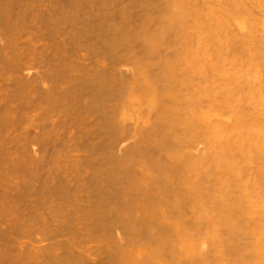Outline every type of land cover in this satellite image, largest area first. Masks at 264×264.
I'll use <instances>...</instances> for the list:
<instances>
[{
  "label": "rangeland",
  "instance_id": "obj_1",
  "mask_svg": "<svg viewBox=\"0 0 264 264\" xmlns=\"http://www.w3.org/2000/svg\"><path fill=\"white\" fill-rule=\"evenodd\" d=\"M0 13L6 17V21H11L10 24L0 23V42L6 45L0 52V118H2L0 119V137L5 138V148L8 146L11 148V144V149H15L16 145H20L21 148L25 144L30 145V149H32V141L39 140L38 148L40 150L37 160L46 159L47 167L53 170L56 175L72 179L71 184L75 186L70 191L59 194L61 196L59 201L69 204H49L52 208L48 210V216L53 217L56 223L49 227L42 225L41 230L52 231L53 236L36 242L43 264H81L78 263L77 257L83 255V259L86 258L84 264H105L113 260L111 259L112 255L109 257L111 260H107L109 252L116 250L120 257V259L118 258L119 262L117 258H114L116 263L111 262L110 264H193V262L194 264H220L221 261V264H264V143L262 142L264 141V133H262L264 131V0H0ZM194 15L197 16L194 17ZM192 22L193 24H191ZM196 22L197 24H195ZM178 23H180L179 25L183 24L179 26ZM129 25L131 26L130 30ZM158 28L160 31L157 30ZM163 28H167L164 31H172L164 32ZM176 28L179 30L176 31ZM186 29L188 32L190 31L189 35ZM133 31L134 35L136 32H141V35L144 36L133 42V34L131 36ZM184 31H186L185 36ZM120 35L123 38L120 39L118 55L114 56L111 48L115 46L114 38L116 36L120 38ZM149 35L154 37L151 38ZM170 35L173 37L169 39ZM163 36L165 40L167 39L166 42ZM170 40L175 43V46L172 43L169 44ZM139 42L141 43L139 44ZM162 42L167 45L163 46L165 43ZM178 43H181L182 46H178ZM178 48L181 49L179 52ZM176 55H178V59ZM132 56L133 58L130 59ZM171 56L175 61H171ZM180 56L182 58L186 56L190 65L193 66L190 69L194 72H191L190 76L178 72L181 65L185 66V62L182 63ZM147 57H149V63L146 61ZM168 57L170 59H167ZM127 60L130 65L133 63L132 67H125L129 64ZM164 60L167 64L164 63ZM157 65L161 66L160 69ZM136 67L140 70L135 79L136 85L131 87L126 96H122L120 92L126 90L135 73L129 69ZM147 69L150 70V73L147 72ZM170 69L179 76L172 81L175 83L173 86L172 82L165 83L167 77L163 74L166 73H162ZM189 78L193 79L189 80ZM158 82L160 84L157 85ZM179 83L180 85L182 83L183 86L180 87ZM153 84L155 87L152 86ZM184 85L186 86L184 87ZM103 86H107L111 90L107 105L110 112L113 113L115 121L125 123L129 127V131L138 120L137 125L139 122L145 124L143 128L146 125L154 124L151 115L155 116L154 113L157 109H163L164 106L171 107L170 109L177 112L178 105L181 104L179 108L183 109H181L182 112L181 110L179 112L184 113L185 111L188 115L191 99L195 96L199 99L197 100V113H200L197 134L198 168H201L195 172L196 176L191 174V171L189 172L198 186V197L202 199H198L196 215L189 204L185 206V210H177L170 206V202L161 199L162 195L156 201L154 200L156 203L150 206L151 211L149 207L145 210L141 199L135 200L132 205L122 204L129 208L126 210L121 207L120 211L123 214L114 211L115 201L109 204L99 203L97 196L93 194L96 189L92 176L94 179H96L95 175L100 178L107 176L108 171L106 172V170H108L109 164L106 165L105 162L110 152L115 149L112 136L117 128L108 124L105 112L97 104L96 91ZM155 88L159 99L153 104L148 94ZM160 88L163 89L162 92L159 91ZM162 93L164 94L162 95ZM159 95L161 96L159 97ZM186 97L191 99L188 100ZM176 102L178 103L175 104L177 109L173 105ZM257 109L260 112L256 111ZM8 115L19 117L18 120L16 118L18 124H16V120L12 122L13 125L10 124L12 120L8 121L5 118ZM190 116L189 113V119ZM3 120L8 121L9 124H5L6 122ZM154 127H146L150 134L145 137L146 139H142L144 142H141L144 144L139 143V152L133 153V165L135 167L134 174H139L137 177H142V174H145L149 180L147 183L153 182V185L156 186L161 185L163 175H158V172L153 173L157 166L155 162L158 160L163 165H168L169 156L177 157L181 151L173 149L177 142L171 141L170 138L166 139L167 136L166 138L161 136V125L159 128ZM3 128L4 130H2ZM155 129L157 130L155 131ZM179 131L180 128H178ZM141 133L146 132L137 134ZM250 135L253 136L249 137ZM38 137L45 139L46 142L40 143ZM59 137L62 139L60 140ZM200 137L201 139H199ZM257 138L260 139L257 140ZM9 140H11L10 143ZM150 140L151 142H149ZM27 141L31 143L27 144ZM128 141L130 142L129 139ZM147 143V146L151 143L152 148L149 146L147 150L145 145ZM192 146H196V144ZM153 147L156 149H154L155 152H152ZM45 148L48 149L44 151ZM203 149L204 151H201ZM213 151L215 152L213 153ZM20 153L22 152H16V154ZM43 153L48 156H42ZM0 154L1 161L4 157L3 160H7V154L2 155L1 151ZM210 154L213 155L210 156ZM136 155L137 157H135ZM219 156L233 159H231L232 164L228 169L215 165L214 159ZM203 158L204 161H202ZM23 161H28L27 155H24ZM5 164L8 166L7 163ZM211 168L214 169L211 170L214 172L210 171ZM26 170L28 172L26 165L20 166L17 172H11L10 177L20 182L28 180L29 172L27 173ZM215 172L217 173L214 174ZM119 175L121 173L116 172L115 177L117 176L116 178L119 179ZM151 175L157 176L156 179L153 178L157 183L154 180L151 182ZM216 177L220 179L216 181ZM9 182L13 184L12 179ZM209 188L215 192L213 191V193ZM159 190L157 188V191ZM136 194L140 197L138 192ZM203 196L206 198L205 200ZM207 198L208 202H206ZM214 203H217V206ZM235 203L237 207L234 206ZM224 204L228 208L223 207ZM14 210L11 214L14 213ZM140 210L142 211L140 212ZM226 210L227 212H225ZM128 211L129 213H127ZM88 212L90 218L85 215ZM149 212H152L150 215L156 220L149 215ZM229 215L233 217V221ZM122 216H126V218L124 217L125 221L131 222L130 226L116 227L117 229L113 230H111L112 228L98 230L99 223L107 222L105 225L111 226L116 219L117 221L119 218L123 219ZM176 216L180 219L178 220ZM99 217L101 218L98 219ZM222 218L226 219L222 220ZM139 220L143 221L142 225ZM226 222L228 224H225ZM162 226L167 228L163 229ZM226 227L230 229L228 230ZM225 230L230 234L233 231L232 236ZM169 238L172 239L169 240ZM26 239L25 237L19 238V240ZM199 241H202L204 245ZM172 242L175 243L173 245H177H171ZM166 244L168 245L166 246ZM161 249L163 251L160 252ZM56 251L63 252L65 260L63 257L56 258L54 256Z\"/></svg>",
  "mask_w": 264,
  "mask_h": 264
},
{
  "label": "bare ground",
  "instance_id": "obj_2",
  "mask_svg": "<svg viewBox=\"0 0 264 264\" xmlns=\"http://www.w3.org/2000/svg\"><path fill=\"white\" fill-rule=\"evenodd\" d=\"M191 4V3H190ZM197 4H198V2H197ZM193 5V4H192ZM186 9H188V8H186ZM124 13V12H123ZM152 13H154V12H152ZM194 13H195V11H194ZM127 14V13H126ZM126 14H124V15H126ZM158 14V13H157ZM163 14H165V13H163ZM121 16H123V15H121ZM153 16V15H152ZM195 16H197V15H194V17ZM125 17V16H124ZM192 17V16H191ZM129 18V17H128ZM153 19H154V17H153ZM193 20H195V19H193ZM120 21H122V20H120ZM125 21V20H124ZM129 22L131 21V20H128ZM10 20H7L6 21V17L3 15V13L1 14L0 13V23L1 24H10ZM123 22V21H122ZM126 22V21H125ZM164 23H165V21H164ZM175 23V22H174ZM185 23V22H184ZM1 24H0V26H1ZM157 24V23H156ZM162 24V23H161ZM161 24H159V25H161ZM180 23H178V25H179ZM183 24V23H182ZM182 24L181 25H179V26H182ZM191 24H193V22L191 23ZM195 24H197V22L195 23ZM140 25H142V24H140ZM164 25V24H163ZM130 26V25H129ZM157 26V25H156ZM165 26V25H164ZM179 26L177 27V28H179ZM186 26V25H185ZM194 26V25H193ZM128 27V26H127ZM126 27V28H127ZM150 27V26H149ZM168 27V26H167ZM170 27V26H169ZM172 27V26H171ZM184 27V26H183ZM187 27V26H186ZM192 27V26H191ZM196 27V26H195ZM125 28V29H126ZM138 28V27H137ZM143 28V27H142ZM160 28L162 29V27L160 26ZM160 28H158L157 30H159L160 31ZM176 28V31L177 30H179V29H177ZM131 29V26H130V28H129V30ZM133 30H134V28H132ZM165 29H167V28H165ZM164 28H163V31L165 30ZM174 29V28H173ZM182 29V28H181ZM187 29H189V28H187ZM187 29H186V31H187ZM127 30V29H126ZM136 30V29H135ZM139 30H140V28H139ZM175 30V29H174ZM185 30V29H184ZM125 31V30H124ZM132 31V30H131ZM144 31H145V29H144ZM152 31V30H151ZM167 31H169V30H166V31H164V32H167ZM172 31V30H171ZM171 31H169V32H171ZM176 31H174V33H176ZM186 31H184V36H185V32ZM127 32V31H126ZM125 32V33H126ZM130 32V31H129ZM143 32V31H142ZM158 32V31H157ZM188 32V31H187ZM190 32V31H189ZM189 32L187 33L188 35H189ZM122 33V32H121ZM163 33V32H162ZM161 33V34H162ZM180 33V32H179ZM178 33V35H180ZM196 33V32H195ZM132 34H133V37H132V41L134 42V40H135V42L140 38V39H142V36H144V35H141V32H136L135 33V35H134V31L133 32H131V36H132ZM150 34V33H149ZM151 34H154V33H151ZM164 34V33H163ZM168 34H170V33H168ZM176 35V34H175ZM177 35V36H178ZM194 35V34H193ZM121 36V35H120ZM130 36V37H131ZM149 36H151V35H149ZM197 36V35H196ZM146 37L148 38V35H146ZM154 36H151V38H153ZM160 37H161V35H160ZM170 37H173V36H169V39H170ZM187 37V36H186ZM191 37V36H190ZM192 37H194V36H192ZM123 37L121 36L120 38L118 37V36H116L115 38H114V47L113 48H111V52H112V55H114V56H117L118 55V46H120V39H122ZM147 38H145V39H147ZM163 38H164V36H163ZM0 39H1V34H0ZM139 39V40H140ZM169 39H168V41H169ZM175 40H177L176 38H174ZM181 39V38H180ZM152 40H154V39H152ZM158 40V39H157ZM161 40V39H160ZM164 40H165V38H164ZM167 40V39H166ZM166 40H165V42H166ZM174 40V41H175ZM179 40V39H178ZM159 41V40H158ZM167 41V42H168ZM172 40H170V43L169 44H171L172 42H171ZM180 41V40H179ZM191 41V40H190ZM165 42H162V43H165ZM183 42H185V41H183ZM182 42V43H183ZM123 43V42H122ZM141 42H139V44H140ZM192 43V42H191ZM154 44V43H153ZM174 44V46H175V43H172V45ZM179 44V43H178ZM184 44V43H183ZM122 45V44H121ZM131 45H134V44H131ZM165 45H167V43H165V44H163V46H165ZM181 45V43L178 45V46H180ZM185 45V44H184ZM6 45H5V43H2V42H0V52L1 51H3V48L5 47ZM152 46V45H151ZM182 46V45H181ZM189 46V45H188ZM192 47V46H191ZM194 47V46H193ZM165 48H167V47H165ZM172 48V47H171ZM175 48V47H174ZM162 49H163V47H162ZM169 49V48H168ZM167 49V50H168ZM183 49V48H182ZM171 50V49H170ZM173 50V49H172ZM181 49H177V51L179 52ZM196 50V49H195ZM190 51V50H189ZM191 51H193V50H191ZM190 51V52H191ZM176 52V51H175ZM185 53L187 52L186 51V49H185V51H184ZM198 52V51H197ZM172 53H173V51H172ZM177 53V52H176ZM182 53V52H181ZM184 53V54H185ZM193 53V52H192ZM178 54V53H177ZM184 54L182 55V56H184ZM194 54V53H193ZM157 55V54H156ZM160 55H161V53H160ZM171 55V54H170ZM179 55H180V53H179ZM187 55H188V53H187ZM149 56V55H148ZM169 56V55H168ZM178 55H176V57H177ZM190 56H192V55H190ZM198 56V55H197ZM160 57H162V56H160ZM166 57V56H165ZM133 58V56L130 58V59H132ZM148 58L149 57H147L146 58V61L148 62ZM150 58H151V56H150ZM164 58V57H163ZM171 58H172V60L171 61H173L174 60V58H175V53H174V58L171 56ZM182 57L180 56V59H181ZM184 58H185V61H183L184 60ZM184 58H182V63H184L185 62V66H183V65H181L179 68V70H178V72L180 71V72H183L184 73V75L186 76V75H189L190 76V74H191V72H194V71H192V69H190V68H192L193 66H191L190 65V63L188 62L189 60H187V58H186V56L184 57ZM190 58V57H189ZM188 58V59H189ZM136 59V58H135ZM142 59V58H141ZM167 59H170L169 57L167 58ZM177 59H178V57H177ZM129 60V59H128ZM128 60H127V62H128ZM160 60H162V59H160ZM159 60V61H160ZM192 60V59H191ZM196 60H198V59H196ZM130 61V60H129ZM142 61V60H141ZM156 61V60H155ZM158 61V62H159ZM170 61V62H171ZM175 61V60H174ZM127 62H126V64H127ZM139 62V61H138ZM161 62H163V60L161 61ZM160 62V63H161ZM192 62V61H191ZM129 64L128 65H125V67L126 68H128V66L129 67H132V64L130 65V62H128ZM145 63V62H144ZM149 63V62H148ZM153 63V62H152ZM159 63V64H160ZM164 63H166V61L164 60ZM176 64H177V62H175ZM167 64V63H166ZM171 64V63H170ZM175 64V65H176ZM179 64H181L180 62H179ZM150 66H151V64H150ZM153 66H155L154 64H153ZM152 66V67H153ZM158 66V65H157ZM179 66V65H178ZM177 66V67H178ZM161 67V66H160ZM160 67L158 66V68L160 69ZM163 67V66H162ZM149 68V67H148ZM155 68H156V66H155ZM195 68V67H194ZM196 69V68H195ZM129 70H131L132 72H135L134 73V75L132 76V78H131V80L129 81V85H128V87L126 88V90L124 89V90H122L121 92H120V94L122 95V96H126L127 94H128V92H129V90H131V87H133L134 85H136V83H135V79L138 77V75H139V71L140 70H138V68L136 67V68H130ZM152 70V69H151ZM155 70V69H154ZM158 70V69H157ZM163 70V69H162ZM159 71V70H158ZM165 71V70H164ZM147 72L148 73H150V70L149 69H147ZM154 72V71H153ZM161 73V72H160ZM162 73H166L165 75L163 74V76H166L167 78V81L165 82L166 84H168V82H169V84L172 82V81H174L175 80V77H177L178 76V74L177 73H174L173 72V70H168L167 72L165 71V72H162ZM152 74V73H151ZM154 74H155V72H154ZM196 74V73H195ZM150 75V74H149ZM181 75H183V74H181ZM188 76V77H189ZM179 77V76H178ZM153 78H155V77H153ZM182 78V77H181ZM156 79H157V77H156ZM192 80L193 78H189V80ZM153 80V79H152ZM178 80H180V79H178ZM177 80V81H178ZM185 80V79H184ZM195 80V79H194ZM193 80V81H194ZM153 81H155V80H153ZM181 81H183V80H181ZM187 81V80H186ZM156 82V81H155ZM154 82V83H155ZM160 82V81H159ZM157 83V85L158 84H160V83ZM163 82V81H162ZM161 82V83H162ZM179 82V81H178ZM177 82V83H178ZM173 83V82H172ZM175 83H173L172 84V86L174 85ZM183 84H185V83H183ZM197 84V83H196ZM195 84V85H196ZM140 85H142V84H140ZM163 85H165L164 84V82H163ZM177 85V84H176ZM179 85H180V83H179ZM187 85V84H186ZM186 85H184V87L186 86ZM189 85V84H188ZM145 86V85H144ZM148 86L150 87V85L148 84ZM153 87H155V85L153 84L152 85ZM170 86V85H169ZM169 86H168V88H169ZM178 86V85H177ZM181 86H183L182 85V83H181V85H180V87ZM192 86V85H191ZM190 86V87H191ZM156 87H158V86H156ZM161 87V86H160ZM166 87H167V85H166ZM188 87V86H187ZM197 87V86H196ZM173 88V87H172ZM175 88V87H174ZM177 88H179V87H177ZM192 88V87H191ZM161 90H159V91H161L162 92V88H160ZM180 89H182V88H180ZM179 89V90H180ZM183 89H185V88H183ZM198 89V88H197ZM196 89V90H197ZM144 90V89H143ZM166 89L164 88V91H165ZM169 90V89H168ZM178 90V91H179ZM189 90V89H188ZM158 91V92H159ZM175 91V90H174ZM189 91H191V90H189ZM157 93V90H156V88L151 92V93H149L148 94V97H149V99L151 100V102L154 104V103H156V101L159 99L158 97H157V95H156V93ZM167 92V91H166ZM176 92V91H175ZM174 92V93H175ZM193 92H195V91H193ZM110 93H111V90H110V88L109 87H107V86H103L102 88H99V89H97V91H96V95L98 96V98H97V104L99 105V107L105 112V116H106V119H107V122H108V124L110 125V126H112V127H117L116 128V131H115V133L113 134V136H112V140H113V142H114V145H115V149L112 151V152H110V154H109V156L107 157V161L105 162V164L107 165V164H109V167H108V170H106V172L108 171V173H107V176L106 177H98V176H96L95 175V177H96V179H94V177L92 176V178H93V181H94V184L93 183H91V184H93V185H95L94 187H95V189H96V191H95V193H93V194H95L96 196H97V198H98V200H99V203H107V204H109V203H111V202H114L115 201V204H116V206L114 207V211L115 212H120L121 213V211H120V209H121V207L122 208H125L126 210H129V208H127L126 206H124V205H122V204H129V205H132L134 202H135V200H137V199H141L142 201H143V203H144V205H143V207L145 208V210H147L148 208L147 207H149V210H150V206H153L156 202V199H158V198H160V196L162 195V197H161V199H165V201L166 202H170L171 204H170V206L171 207H173V208H175V209H177V210H185L184 208H185V206H187V204H189L191 207H192V209H193V213H195V215L197 214V212H198V199H200L199 197H198V186H197V184H196V182H194L195 181V179L193 178V177H191L190 176V174H189V172L191 171V174H196L195 172L198 170V169H200V168H198V134H197V132H198V115L200 114H198L197 113V100H199L198 98H196V96H195V98H188V97H186L188 100L189 99H191V101H190V106H189V108L188 107H184V108H188L189 109V112H188V115H186V113H185V111H184V113H180L179 112V110H181V109H183V108H179L180 107V105L181 104H179L178 105V111L176 112L175 110H173V109H170L171 107H162L163 109H157V111H156V113H154V115L155 116H153V115H151V120L152 121H154V124H152V125H146V127H148V128H152V127H154V126H156V127H158L159 128V126L161 125V127H162V132H161V136L163 137V138H166V136H167V138L166 139H169L170 138V140L171 141H173V142H177V145H175L176 147H173V149L174 148H176L175 150H177L178 149V151L180 150L181 151V153H179V155L177 156V157H172V156H169V163H168V165H163L160 161H158L157 160V162H155L156 163V165L157 166H155V171L153 172V173H155V172H158V175L159 174H161V175H163V179H162V181H161V185H153L154 183L152 182V180H154V179H156L157 178V176H152L151 175V177H150V180H151V182L152 183H147L149 180H148V178L147 177H145L146 175L144 174H142V177H137V176H139V174L138 175H136V174H134L135 173V171H134V169H135V167H134V162H133V153L135 154V152H139V150L140 149H138V147H139V143H142V144H144L143 142V138H145V137H148V134H150V133H148L147 131H148V128H143L144 127V125L145 124H143V123H141V122H139V124L137 125V122L139 121H136V123L134 124V126H133V128H132V130H130L129 131V127L125 124V123H120V122H116L115 121V117H114V115H113V113L112 112H110V110H109V108H108V105H107V100H108V97H109V95H110ZM160 93V92H159ZM164 93H162V95H163ZM184 94V93H183ZM194 94V93H193ZM196 94H197V92H196ZM196 94H194V95H196ZM192 95V94H191ZM198 95V94H197ZM161 95H159V97H160ZM178 96V95H177ZM176 96V97H177ZM180 96V95H179ZM191 97H193V96H191ZM183 98V97H182ZM185 98V97H184ZM179 99H181V97H179ZM186 101V100H185ZM189 102V101H188ZM175 104H178L177 102L176 103H174L173 105H174V108H176L175 106ZM149 105H151V104H149ZM172 105V106H173ZM186 105V104H185ZM188 105V104H187ZM177 109V108H176ZM186 110V109H185ZM260 110H262L261 108H260ZM175 111V112H174ZM256 111H258V112H260L258 109L256 110ZM263 111V110H262ZM181 112H182V110H181ZM201 112V111H200ZM189 113H190V115L191 116H193L194 118H192L191 116H190V119L188 118V116H189ZM5 118L9 121H11L10 122V124H12V122L13 121H15L16 120V118H17V120H18V118L19 117H15V116H9L8 115V117H6L5 116ZM4 118V119H5ZM197 118V119H196ZM0 119H2V118H0ZM14 119V120H13ZM195 119H196V121H195ZM16 120V124H18V121ZM20 120V119H19ZM4 122H6L5 124H9V123H7L8 121H6V120H3ZM0 122H1V120H0ZM23 122V121H22ZM21 122V123H22ZM20 123V122H19ZM153 123V122H152ZM2 124L4 125V123L2 122ZM14 124V123H13ZM12 124V125H13ZM136 125H137V127H136ZM202 125V124H201ZM4 127V126H3ZM156 127H154V128H156ZM178 128H180V131L178 132ZM202 128H203V126H202ZM214 128V127H213ZM2 130H4V128L2 129ZM15 130V129H14ZM157 129H155V131H156ZM160 130V129H159ZM146 132V133H141V134H137L138 132ZM212 131V130H211ZM216 131V130H215ZM47 132V131H46ZM49 132V131H48ZM176 132H178V133H176ZM255 133H257V131H254ZM253 132V133H254ZM261 132V131H260ZM21 133V132H20ZM44 133V132H43ZM57 133V135H58V132H56ZM153 133V132H152ZM151 133V134H152ZM217 133H219V132H217ZM252 133V132H251ZM262 133H264V131H262ZM22 134V133H21ZM142 134H144V135H142ZM159 134V133H158ZM258 134H259V132H258ZM20 135V134H19ZM22 135H24V134H22ZM51 135H52V133H51ZM57 135H56V137H57ZM155 135H156V133H155ZM208 135V134H207ZM255 135V134H254ZM257 135V134H256ZM16 136V135H15ZM26 136V135H25ZM28 136V135H27ZM39 137H40V135H38ZM59 136V135H58ZM63 136H65V135H63ZM150 136V135H149ZM203 136V135H202ZM212 136V135H211ZM251 136H253V135H250L249 137H251ZM259 136V135H258ZM2 137V136H1ZM0 137V138H1ZM38 137V138H39ZM205 137V136H204ZM14 138V137H13ZM22 138H24V137H22ZM28 138V137H27ZM40 138H42V137H40ZM39 138V139H40ZM133 140H132V139ZM162 138V139H163ZM206 138V137H205ZM241 138L243 139V137H242V135H241ZM4 139L5 138H1L0 139V151L2 152V155H4V154H7V160L5 159V160H3L5 157L4 156H1V157H4V158H2V161L0 160V264H43V261L41 260V257H40V254H39V252H38V245L36 244V242L37 241H40V240H42V239H45V238H51L52 236H53V234H52V231H42L41 230V227H42V225L43 226H45V227H49V226H51V225H54V223H56V220L53 218V217H49L48 216V210H51V206H49V204H55V205H57L58 203H66V205L67 204H69V203H67V202H65V201H59V198L61 197L59 194H61V193H65V192H68V191H70L71 189H73L75 186L74 185H72L71 184V182H72V179H70L69 177H64V176H61V175H56L54 172H53V170H51L49 167H47L48 165H46V159H42L41 158V160H37V154H38V152H39V150H40V148H38V146H39V140L37 141V140H33L32 142H33V144H32V149H30V145H23L21 148H20V145L19 146H14V147H16L15 149H11L12 148V146H11V144H10V147L11 148H8L9 146H8V144H7V148H5V144H4ZM12 139V138H11ZM59 139H60V137H59ZM61 139H62V137H61ZM60 139V140H61ZM128 139L130 140V142L128 141ZM146 139V138H145ZM199 139H201V137L199 138ZM238 139H239V136H238ZM250 139V138H249ZM251 139H253V138H251ZM255 139V138H254ZM253 139V140H254ZM260 139V138H259ZM258 138H257V140H259ZM20 140H21V138H20ZM27 140V139H26ZM50 140V139H49ZM54 140V139H53ZM65 140V139H64ZM64 140H62V141H64ZM67 140V139H66ZM154 140V139H153ZM156 140H158V139H156ZM159 140H161L160 138H159ZM169 140V141H170ZM203 140V139H202ZM244 140V139H243ZM10 141L11 140H9V143H10ZM19 141V140H18ZM56 141V140H55ZM141 141H143V142H141ZM165 141H167V140H165ZM201 141V140H200ZM205 141V140H204ZM240 141V140H239ZM251 141V140H250ZM22 142V141H21ZM28 142V141H27ZM45 143L46 142V140L44 139H40V143ZM128 142V143H127ZM147 142H148V140H147ZM149 142H151V140L149 141ZM155 142V141H154ZM157 142V141H156ZM155 142V143H156ZM173 142H171L172 144H174ZM203 142V141H202ZM202 142H201V144H202ZM263 143H264V141H262ZM6 143V142H5ZM12 143V142H11ZM23 143V142H22ZM31 142L29 141L27 144H30ZM51 143V142H50ZM53 143V142H52ZM159 143H160V141H159ZM169 143V142H168ZM192 143H194V144H196V146H192V145H194V144H192ZM205 143V142H204ZM256 143V142H255ZM12 144H14V143H12ZM47 144V143H46ZM54 144V143H53ZM67 144V143H66ZM151 144V143H150ZM149 144V146L151 147L152 145H150ZM161 144H163V143H161ZM199 144H200V142H199ZM254 144V143H253ZM15 145V144H14ZM43 145V144H42ZM146 145V149L148 150V147L149 146H147L148 145V143L147 144H145ZM167 145V144H166ZM170 145V144H169ZM258 145H259V143H258ZM261 145V144H260ZM44 146H46V145H44ZM49 146V145H48ZM161 146H163V145H161ZM47 147V146H46ZM52 147V146H51ZM65 147H66V145H65ZM158 147V146H157ZM207 147H208V145H207ZM256 148H257V146H255ZM259 147V146H258ZM264 147V146H263ZM152 148V147H151ZM159 148V147H158ZM166 148V147H165ZM168 148V147H167ZM172 148V147H171ZM204 148H206V147H204ZM46 149H48V148H45L44 149V151L46 150ZM154 147H153V150H152V152H155L154 151ZM146 150V151H147ZM156 150V149H155ZM263 150V149H262ZM17 151H20V152H22V153H20V154H16V152ZM49 151V150H48ZM51 151V150H50ZM150 151V150H149ZM201 151H204V149L203 150H201ZM259 151H261V150H259ZM162 152V151H161ZM206 152H207V150H206ZM215 151H213V153H214ZM262 152V151H261ZM45 154H46V152H44ZM42 154V156L43 155H45V154ZM151 153V152H150ZM156 153H157V151H156ZM166 153V152H165ZM210 153H211V151H210ZM138 154V153H137ZM143 154H145V153H143ZM143 154H140V155H143ZM206 154V153H205ZM263 154V153H262ZM1 155V154H0ZM24 155H27V157H28V161L27 162H24L23 160H24ZM50 155V154H49ZM139 155V156H140ZM146 155V154H145ZM145 155H143V156H145ZM148 155V154H147ZM153 155V154H152ZM157 155V154H156ZM163 155V154H162ZM200 155V154H199ZM213 155V154H212ZM211 154H210V156H212ZM45 156H48V154L47 155H45ZM51 156V155H50ZM49 156V157H50ZM149 156V155H148ZM203 156V155H202ZM135 157H137V155L135 156ZM166 157V156H165ZM224 157V156H223ZM221 157V156H219V157H216V159H214L215 161V165L217 166V167H226V169H228V167H230V165L232 164V162H231V159H229V158H226V157ZM227 157H230V156H227ZM146 158H147V156H146ZM146 158H145V160H146ZM202 158V157H201ZM210 159H211V157H209ZM1 159V158H0ZM48 159V158H47ZM150 159V158H149ZM158 159H160L159 157H158ZM135 160H136V158H135ZM152 160H154V159H152ZM209 160V159H208ZM207 160V161H208ZM228 160H229V162H228ZM233 160V159H232ZM137 161V160H136ZM139 161V160H138ZM201 161V160H200ZM199 161V162H200ZM202 161H204V158H203V160ZM150 162V161H149ZM154 162V161H153ZM5 163H7L8 164V166H6V164ZM22 164V165H19V164ZM136 163H138V162H136ZM164 163V162H163ZM204 163V162H203ZM212 163V162H211ZM234 163V162H233ZM28 167V172H27V170H26V172L28 173V176H29V179L28 180H25V181H23V182H20V181H18V180H16L15 178H11L10 177V175H11V172H17V169L21 166V167H23V166H25V165ZM139 164V163H138ZM170 164V165H169ZM205 164V163H204ZM235 164V163H234ZM136 165V164H135ZM210 166V165H209ZM212 166V165H211ZM232 166H234V165H232ZM231 166V167H232ZM149 167V166H148ZM205 167H206V164H205ZM208 167V166H207ZM150 168V167H149ZM152 168V167H151ZM213 168H214V165H213ZM213 168H211L210 169V171L213 169ZM106 169V168H105ZM203 169V168H202ZM233 169V168H232ZM207 170V169H206ZM214 170V169H213ZM148 171H152V170H148ZM105 171H104V173H106ZM116 172L118 173V172H120L121 173V175H119V179L118 178H116L115 177V174H116ZM141 172V171H140ZM192 172H194V173H192ZM200 172H202V171H200ZM204 172V171H203ZM206 172V171H205ZM208 172H209V170H208ZM207 172V173H208ZM211 172H214V171H211ZM22 173H25V172H22ZM149 173V172H148ZM217 172H215L214 174H216ZM19 174V173H18ZM26 174V173H25ZM112 174H114V175H112ZM157 174V173H156ZM198 174V173H197ZM22 175V174H21ZM193 175V176H194ZM199 175V174H198ZM27 176V175H26ZM196 176V175H195ZM194 176V177H195ZM219 176V175H218ZM98 177V178H97ZM201 177V176H200ZM225 177V176H224ZM91 178V177H90ZM146 178V179H145ZM154 178V179H153ZM158 178H160L159 176H158ZM217 178V177H216ZM226 178V177H225ZM10 179H12L13 180V184H11L10 182H9V180ZM198 179V178H197ZM218 179H220L219 177L216 179V181L218 180ZM158 180V179H157ZM210 180V179H209ZM91 181V180H90ZM92 181V182H93ZM159 181V180H158ZM198 181V180H197ZM207 181V180H206ZM224 181H226V180H224ZM154 182L155 183H157V181H155L154 180ZM215 183H217V182H215ZM158 184H159V182H158ZM219 184V183H218ZM110 185H111V187H110ZM150 186H152L151 188H150ZM204 187V186H203ZM222 187V186H221ZM157 188H159L160 190L159 191H157ZM217 188H218V186H217ZM205 189H207V188H205ZM210 189V188H209ZM108 190V191H107ZM210 190H212V189H210ZM214 190H212V192H213ZM217 191V190H216ZM138 192V195L140 196V197H138L137 196V193ZM215 192V191H214ZM213 192V193H214ZM203 193V192H202ZM208 193V192H207ZM213 193H211V194H213ZM217 193V192H216ZM203 195H204V193H203ZM214 195V194H213ZM163 196H164V198H163ZM210 196V195H209ZM226 196V195H225ZM204 197V196H203ZM205 197H207L206 195H205ZM204 197V200L206 199ZM215 197V196H214ZM220 197H221V195H220ZM220 197H218V198H220ZM263 197V196H262ZM155 200V201H154ZM162 200V201H163ZM200 200H202V199H200ZM203 200V201H204ZM210 200V199H209ZM226 200H229V199H226ZM214 201V200H213ZM218 201V200H217ZM220 201V200H219ZM137 202V201H136ZM157 202H159V201H157ZM166 202H164V203H166ZM206 202H208V198H207V201ZM216 202V201H215ZM221 202V201H220ZM230 202H231V199H230ZM142 203V202H141ZM163 203V205H165ZM204 203V202H203ZM210 203V202H209ZM218 203V202H217ZM217 203H214V204H216V206H217ZM223 203H225V202H223ZM228 203H229V201H228ZM263 203H264V201H263ZM137 204H138V202H137ZM201 204V203H200ZM208 204V203H207ZM211 204H212V202H211ZM239 204V203H238ZM139 205V204H138ZM138 205H136V207H138ZM158 205V204H157ZM160 205H162V204H160ZM162 205V206H163ZM167 205H168V203H167ZM206 205V204H205ZM205 205H204V207H205ZM161 206V207H162ZM213 206V205H212ZM226 206V204H224V206L223 207H225ZM228 206V205H227ZM232 206V205H231ZM234 206H236V203L234 204ZM240 206V205H239ZM135 207V208H136ZM157 207V206H156ZM167 207V206H166ZM210 207V206H209ZM237 207V206H236ZM241 207V206H240ZM135 208H133V210H135ZM142 208V207H141ZM165 208V207H164ZM200 208V207H199ZM225 208H228V207H225ZM234 208V207H233ZM263 208H264V204H263ZM15 209V210H14ZM154 209H156V208H154ZM159 209V208H158ZM162 209V208H161ZM167 209V208H166ZM169 209V208H168ZM171 209V208H170ZM201 209V208H200ZM206 209V208H205ZM208 209V208H207ZM214 209V208H213ZM220 209V208H219ZM14 210V213L13 214H11V212ZM136 210H138V208H136ZM152 210V209H151ZM150 210V211H151ZM209 210V209H208ZM236 210L238 211V209L236 208ZM124 211V210H123ZM142 210H140V212H141ZM162 211H166V210H162ZM199 211H201V210H199ZM131 212V211H130ZM147 212V211H146ZM153 213H154V211H152ZM151 212V213H152ZM159 212V211H158ZM173 212H175L174 210H173ZM178 212V211H177ZM207 212V211H206ZM218 212V211H217ZM216 212V213H217ZM223 211H222V209H221V213H222ZM225 212H227V210L225 211ZM224 212V213H225ZM234 212V211H233ZM127 213H129V211L127 212ZM134 213H135V211H134ZM150 212H149V215L151 214ZM179 213H181V212H179ZM178 213V214H179ZM200 213H202V212H200ZM236 213V212H235ZM234 213V214H235ZM88 214H90L89 212L88 213H85V215H88ZM116 214V213H115ZM121 214H123V213H121ZM183 214V213H182ZM210 214V213H209ZM213 214V213H212ZM219 214V213H218ZM231 214V213H230ZM84 215V214H83ZM93 215V214H92ZM118 215V214H117ZM124 215H125V213H124ZM132 215H134V214H132ZM138 215V214H137ZM149 215H146V216H149ZM162 215V214H161ZM165 215H167V214H165ZM222 215V214H221ZM120 216V215H119ZM150 216H152V215H150ZM175 216V215H174ZM210 216V215H209ZM217 216V215H216ZM89 217V215L87 216V218ZM98 217V216H97ZM123 217V219H120L119 218V220L117 221V219H116V221L114 222V223H112L111 224V226L109 225V226H107V225H105L106 223L105 222H101V223H99V225H98V230L99 229H106L107 228V230H109V229H111V230H113L114 228H116V227H122V226H127V225H129V224H131V222H128V221H125L124 220V217L126 218V216H122ZM135 218H136V216H134ZM153 217V216H152ZM161 217V216H160ZM172 217V216H171ZM170 217V218H171ZM198 217H200L199 216V214H198ZM202 217V216H201ZM223 217V216H222ZM90 218V217H89ZM96 218V217H95ZM101 217H99L98 219H100ZM144 218H145V216H144ZM149 218V217H148ZM154 218V217H153ZM163 218H164V216H163ZM165 218H167V217H165ZM175 218V217H174ZM176 218L178 219V216H176ZM182 218V217H181ZM206 218V217H205ZM218 218V217H217ZM229 218H231V220L233 219V217L231 216L230 217V215H229ZM84 219V218H83ZM129 219H131V218H129ZM167 219H169V218H167ZM172 219V218H171ZM180 219V218H179ZM178 219V220H179ZM195 219V218H194ZM194 219H192L193 221H194ZM226 219V218H225ZM224 218H222V220H225ZM104 220V219H103ZM149 220H150V218H149ZM154 220H156L155 218H154ZM174 220V219H173ZM196 220V219H195ZM101 221V220H100ZM106 221V220H105ZM140 221V220H139ZM147 221V220H146ZM182 221V220H181ZM213 221H215L214 219H213ZM233 221V220H232ZM134 222V221H133ZM143 222V221H142ZM142 222L140 221V224L142 225ZM148 222V221H147ZM154 222H156V221H154ZM168 222V221H167ZM192 222V221H191ZM218 222H220V221H218ZM224 222V221H223ZM152 223V222H151ZM157 223V222H156ZM171 223V222H170ZM173 223H174V221H173ZM181 223V222H180ZM183 223V222H182ZM185 223H187V222H185ZM193 223V222H192ZM206 223V222H205ZM214 223H217V222H214ZM213 223V224H214ZM109 224V223H108ZM135 224V223H134ZM138 224V223H137ZM147 224V223H146ZM158 224V223H157ZM161 225H163V223H160ZM202 224V223H201ZM200 224V225H201ZM204 224V223H203ZM209 224V223H208ZM225 224H228L227 222L225 223ZM225 224H222V225H224L225 226ZM232 224H234V223H232ZM153 225H156V224H153ZM165 225V224H164ZM199 225V226H200ZM207 225V224H206ZM215 225V224H214ZM219 225V224H218ZM217 225V226H218ZM59 226H61V225H59ZM130 226V225H129ZM134 226H137V225H134ZM140 226V225H139ZM144 226V225H143ZM147 226V225H146ZM157 226V225H156ZM159 226V225H158ZM172 226H174L173 224H172ZM185 226V225H184ZM194 226H196V225H194ZM213 226V225H212ZM216 226V225H215ZM235 226V225H234ZM159 227H161V226H159ZM163 227V229H164V227L165 226H162ZM178 227V226H177ZM189 227V226H188ZM187 227V228H188ZM109 228V229H108ZM131 228V227H130ZM165 228H167V227H165ZM179 228V227H178ZM193 228H196V227H193ZM212 228V227H211ZM213 228H215V227H213ZM227 228V227H226ZM95 229V228H94ZM117 229V228H116ZM138 229V228H137ZM142 229H143V227H142ZM147 229H148V227H147ZM151 229V228H150ZM170 229H171V227H170ZM177 229V228H176ZM185 229V228H184ZM228 229V228H227ZM230 229V228H229ZM228 229V230H229ZM92 230H93V226H92ZM122 230V229H121ZM155 230V229H154ZM162 230V229H161ZM181 230V229H180ZM188 230V229H187ZM216 230V229H215ZM106 231V230H105ZM129 231H131V230H129ZM136 231V230H135ZM152 231V230H151ZM186 231V230H185ZM209 231V230H208ZM211 231V230H210ZM225 231H227V230H225ZM224 231V232H225ZM232 231V230H231ZM102 232V231H101ZM117 232H118V230H117ZM172 232V231H171ZM170 232V233H171ZM182 232H183V230H182ZM213 232V231H212ZM211 232V233H212ZM216 232V231H215ZM228 232V231H227ZM147 232H145V234H146ZM174 233H175V231H174ZM221 233V232H220ZM229 233V232H228ZM233 233V231L231 232V234ZM235 233V232H234ZM112 234V233H111ZM124 234V233H123ZM129 234V233H128ZM148 234V233H147ZM183 234H185V233H183ZM230 234V233H229ZM230 234V236H232ZM126 235V234H125ZM132 235V234H131ZM136 235V234H135ZM140 235H141V233H140ZM155 235V234H154ZM173 235V234H172ZM177 235H178V233H177ZM188 235V234H187ZM210 235V234H209ZM234 235H236V233L234 234ZM118 236V235H117ZM127 236V235H126ZM142 236V235H141ZM144 236V235H143ZM173 236H175V235H173ZM173 236H172V238H173ZM189 236V235H188ZM188 236H187V238H188ZM22 237H25V238H27L26 240H19V238H22ZM115 237H116V235H115ZM114 237V238H115ZM120 237V236H119ZM125 237V236H124ZM135 237V236H134ZM137 237H138V235H137ZM171 237V236H170ZM211 237H213L214 238V236H211ZM145 238V237H144ZM156 238V237H155ZM171 238V239H172ZM175 239H176V237H174ZM210 238V237H209ZM216 238V237H215ZM233 238V237H232ZM113 239V238H112ZM117 239V238H116ZM120 239V238H119ZM133 239H135V238H133ZM149 239V238H148ZM168 239V238H167ZM170 238H169V240H171ZM207 239V238H206ZM236 239V238H235ZM145 240V239H144ZM154 240V239H153ZM174 240V239H173ZM216 240V239H215ZM113 241H115L116 242V240H113ZM122 241V240H121ZM146 241V240H145ZM166 241V240H165ZM179 241V240H178ZM185 241H186V239H185ZM219 241V240H218ZM238 241V240H237ZM147 242V241H146ZM151 242V241H150ZM157 242V241H156ZM199 242H202V241H199ZM207 242V241H206ZM225 242V241H224ZM227 242V241H226ZM231 242V241H230ZM229 242V244L231 245V243ZM232 242H233V239H232ZM118 243V242H117ZM120 243V242H119ZM127 243H129V242H127ZM134 243H136L135 241H134ZM139 243H140V241H139ZM142 243V242H141ZM165 243V242H164ZM168 243V242H167ZM186 243V242H185ZM187 243H188V241H187ZM203 243V242H202ZM217 243V242H216ZM222 243V242H221ZM115 244V243H114ZM138 244V243H137ZM144 244L145 245H147L145 242H144ZM149 244V243H148ZM159 244V243H158ZM157 244V245H158ZM173 244H175L174 242H172L171 243V245H173ZM189 244V243H188ZM209 244H211L210 242H209ZM217 244H219V243H217ZM217 244H215V245H217ZM227 244V243H226ZM225 244V245H226ZM228 244V245H229ZM126 245V244H125ZM129 245V244H128ZM136 245V244H135ZM140 245H142V244H140ZM144 245V246H145ZM168 244H166V246H167ZM177 245V244H176ZM176 245H173V246H176ZM193 245V244H192ZM203 245H204V243H203ZM220 245V244H219ZM258 245V244H257ZM117 246V245H116ZM119 246H121V245H119ZM118 246V247H119ZM123 247H124V245H122ZM143 246V245H142ZM141 246V247H142ZM148 246V245H147ZM151 246H154V245H151ZM166 246H163V247H166ZM197 246V245H196ZM139 247V246H138ZM155 247V246H154ZM153 247V248H154ZM216 247V246H215ZM222 247V246H221ZM260 247V246H259ZM120 248V247H119ZM127 248H129V247H127ZM143 248V247H142ZM157 248H160V247H157ZM162 248V247H161ZM172 248V247H171ZM170 248V249H171ZM178 248V247H177ZM190 248V247H189ZM217 248V247H216ZM226 248V247H225ZM243 248V247H242ZM258 248V247H257ZM261 248V247H260ZM118 249V248H117ZM137 249V248H136ZM148 249V248H147ZM152 249V248H151ZM155 249V248H154ZM185 249V248H184ZM187 249V248H186ZM211 249V248H210ZM221 249V248H220ZM264 249V248H263ZM119 250V249H118ZM121 250V249H120ZM127 250V249H126ZM172 250V249H171ZM183 250V249H182ZM203 250V249H202ZM224 250V249H223ZM113 251V250H112ZM161 251H163L162 249L160 250V252ZM174 251V250H173ZM176 251H178V250H176ZM260 251V250H259ZM263 251V250H262ZM114 252V251H113ZM113 252H109V256H107V260L108 261H110L111 259H113V260H111L110 261V263L111 262H115L116 263V259L114 260V258H117V261L119 262V260H118V258L120 259V257L118 256V251L116 250L114 253ZM121 252V251H120ZM219 252V251H218ZM226 252V251H225ZM110 253H112V254H110ZM151 253H152V251H151ZM150 253V254H151ZM165 253H167V252H165ZM165 253H162V254H165ZM221 253V252H220ZM227 253V252H226ZM231 253V252H230ZM234 253V252H233ZM123 254H125V253H123ZM154 254V253H153ZM157 254V253H156ZM155 254V255H156ZM206 254V253H205ZM227 254H229V253H227ZM63 255H64V253L63 252H59V251H56V254L54 255L56 258H58V259H60V258H62L63 257ZM110 255H112L111 256V259L109 258L110 257ZM152 255V254H151ZM176 255V254H175ZM182 255V254H181ZM73 256V255H72ZM84 256V255H83ZM83 256H79V257H77V260H78V263H81L82 264V262H83V264H84V261H85V259H83L84 257ZM126 256H128V255H126ZM130 256V255H129ZM128 256V257H129ZM170 256V255H169ZM180 256V255H179ZM201 256H202V254H201ZM223 256H225V255H223ZM242 256V255H241ZM66 257V256H65ZM113 257V258H112ZM123 257H125V256H123ZM133 257H134V255H133ZM203 257V256H202ZM139 258V257H138ZM176 258H177V256H176ZM179 258V257H178ZM218 258V257H217ZM226 258V257H225ZM224 258V259H225ZM125 259H126V257H125ZM142 259V258H141ZM175 259V258H174ZM202 259V258H201ZM229 259V258H228ZM235 259V258H234ZM233 259V260H234ZM240 259H242V258H240ZM244 259H246L245 257H244ZM63 260H65V258L63 257ZM130 260H131V257H130ZM130 260H128V261H130ZM220 260H221V258H220ZM229 260H231V259H229ZM236 260V259H235ZM250 260V259H249ZM259 260V259H258ZM68 261V260H67ZM125 261H127V260H125ZM127 261V262H128ZM148 261V260H147ZM191 261H192V258H191ZM217 261V260H216ZM117 262V263H118ZM222 262V261H221ZM221 262H220V264H221ZM242 262V261H241ZM245 262V261H244ZM250 262V261H249ZM259 262H261V261H259ZM104 263V262H103ZM110 264L109 262H106L105 264ZM188 263V262H187ZM217 263H219V262H217ZM224 263H226V262H224ZM232 263V262H231ZM243 263V262H242ZM191 264V263H190ZM193 264H194V262H193ZM233 264V263H232Z\"/></svg>",
  "mask_w": 264,
  "mask_h": 264
}]
</instances>
